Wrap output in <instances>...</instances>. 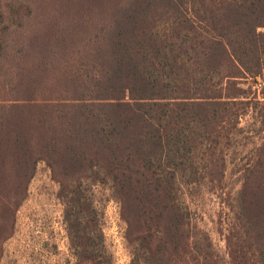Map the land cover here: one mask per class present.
Masks as SVG:
<instances>
[{
  "label": "trees",
  "instance_id": "obj_1",
  "mask_svg": "<svg viewBox=\"0 0 264 264\" xmlns=\"http://www.w3.org/2000/svg\"><path fill=\"white\" fill-rule=\"evenodd\" d=\"M113 5L93 94L0 103V258L50 157L75 264H113L92 197L99 183L121 205L130 264H264V142L256 157L234 155L249 110L264 130V100L240 86L264 74V0ZM185 185L220 192L224 252L193 222Z\"/></svg>",
  "mask_w": 264,
  "mask_h": 264
},
{
  "label": "rangeland",
  "instance_id": "obj_2",
  "mask_svg": "<svg viewBox=\"0 0 264 264\" xmlns=\"http://www.w3.org/2000/svg\"><path fill=\"white\" fill-rule=\"evenodd\" d=\"M114 1L0 0V103H22L26 94L36 98L93 94L90 78L95 74L98 47L107 53ZM81 79L89 82L86 88L80 85ZM240 82L248 90L246 95L264 100V74L247 76ZM240 126L243 131L234 155L243 160L256 157L264 142V130L254 108L242 116ZM51 162L50 157L38 161L26 199L16 212L14 232L3 243L0 264H75L59 196L62 170L57 165L55 171ZM234 180H229L232 190L239 186ZM91 191L113 264H130L120 203L107 183L93 185ZM181 199L190 209L193 222L224 252L220 192L208 186L185 185Z\"/></svg>",
  "mask_w": 264,
  "mask_h": 264
}]
</instances>
